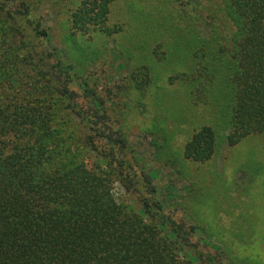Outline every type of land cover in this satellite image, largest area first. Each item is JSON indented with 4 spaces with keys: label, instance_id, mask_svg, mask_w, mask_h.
<instances>
[{
    "label": "trees",
    "instance_id": "1",
    "mask_svg": "<svg viewBox=\"0 0 264 264\" xmlns=\"http://www.w3.org/2000/svg\"><path fill=\"white\" fill-rule=\"evenodd\" d=\"M114 1L78 0L72 28L112 34ZM41 2L0 0V264H253L232 261L176 216L134 151L115 98L107 103L53 43ZM174 2L210 29L200 39L191 22L178 24L189 66L175 79L196 104L232 103L229 148L264 135V0ZM217 147L206 123L183 156L204 163ZM117 184L130 202L116 197Z\"/></svg>",
    "mask_w": 264,
    "mask_h": 264
},
{
    "label": "rangeland",
    "instance_id": "2",
    "mask_svg": "<svg viewBox=\"0 0 264 264\" xmlns=\"http://www.w3.org/2000/svg\"><path fill=\"white\" fill-rule=\"evenodd\" d=\"M77 5L78 0H42L52 41L101 97L106 94L107 103L115 98L112 106L141 164L157 174L162 197L180 209L177 217L221 244L232 261L264 264V135L229 148L225 136L232 103L219 96L196 104L186 84L175 79L189 66L178 24L191 22L202 39L210 32L204 20H192L174 0H115L107 22L113 33L83 34L72 28L71 10ZM206 123L218 134L215 155L204 163L185 159L186 141ZM114 193L119 201L132 200L119 184Z\"/></svg>",
    "mask_w": 264,
    "mask_h": 264
}]
</instances>
